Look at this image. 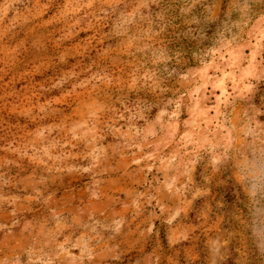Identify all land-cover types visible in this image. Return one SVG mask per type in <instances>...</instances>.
I'll use <instances>...</instances> for the list:
<instances>
[{"label": "rangeland", "instance_id": "374dc122", "mask_svg": "<svg viewBox=\"0 0 264 264\" xmlns=\"http://www.w3.org/2000/svg\"><path fill=\"white\" fill-rule=\"evenodd\" d=\"M0 264H264V0H0Z\"/></svg>", "mask_w": 264, "mask_h": 264}]
</instances>
